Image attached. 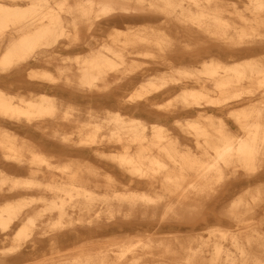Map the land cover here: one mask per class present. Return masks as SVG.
<instances>
[{"label": "bare ground", "instance_id": "6f19581e", "mask_svg": "<svg viewBox=\"0 0 264 264\" xmlns=\"http://www.w3.org/2000/svg\"><path fill=\"white\" fill-rule=\"evenodd\" d=\"M0 264H264V0H0Z\"/></svg>", "mask_w": 264, "mask_h": 264}]
</instances>
